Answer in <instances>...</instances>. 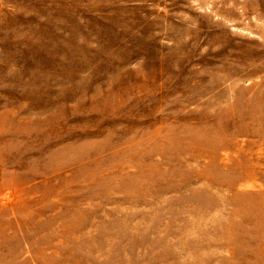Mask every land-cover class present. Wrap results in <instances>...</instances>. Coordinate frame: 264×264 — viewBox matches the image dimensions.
<instances>
[{
  "label": "rangeland",
  "instance_id": "374dc122",
  "mask_svg": "<svg viewBox=\"0 0 264 264\" xmlns=\"http://www.w3.org/2000/svg\"><path fill=\"white\" fill-rule=\"evenodd\" d=\"M0 264H264V0H0Z\"/></svg>",
  "mask_w": 264,
  "mask_h": 264
}]
</instances>
